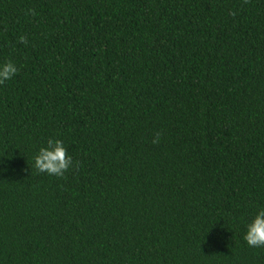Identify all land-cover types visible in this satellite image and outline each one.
Instances as JSON below:
<instances>
[{"label": "trees", "instance_id": "obj_1", "mask_svg": "<svg viewBox=\"0 0 264 264\" xmlns=\"http://www.w3.org/2000/svg\"><path fill=\"white\" fill-rule=\"evenodd\" d=\"M8 59L0 264H264V0H0Z\"/></svg>", "mask_w": 264, "mask_h": 264}, {"label": "clouds", "instance_id": "obj_2", "mask_svg": "<svg viewBox=\"0 0 264 264\" xmlns=\"http://www.w3.org/2000/svg\"><path fill=\"white\" fill-rule=\"evenodd\" d=\"M247 3H249V0H243V4ZM25 15L34 17L36 11L33 8H29ZM229 15L235 17L237 12L230 10ZM18 42L24 45L29 43L28 38L24 35L18 37ZM18 71L19 68L11 59L0 62V85L13 79ZM161 136V132H155L152 143L159 144ZM33 167L37 173L64 178L70 170H78L80 162L74 160L68 153L62 140L50 137L46 141V145L41 146L34 156ZM243 239L249 247L264 248V208L260 209L251 222L247 224Z\"/></svg>", "mask_w": 264, "mask_h": 264}]
</instances>
